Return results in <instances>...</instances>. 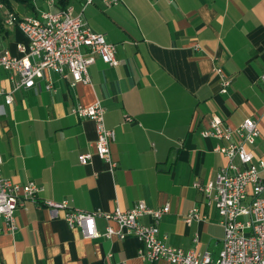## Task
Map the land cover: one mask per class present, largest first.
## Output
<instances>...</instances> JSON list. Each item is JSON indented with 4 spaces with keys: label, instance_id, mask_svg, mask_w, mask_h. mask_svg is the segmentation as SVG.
I'll use <instances>...</instances> for the list:
<instances>
[{
    "label": "crops",
    "instance_id": "0c3cea01",
    "mask_svg": "<svg viewBox=\"0 0 264 264\" xmlns=\"http://www.w3.org/2000/svg\"><path fill=\"white\" fill-rule=\"evenodd\" d=\"M71 4L79 12L83 1ZM83 17L117 43L118 64L97 57L89 66L91 82L76 85L46 70L55 91L41 78L40 86L13 90L11 103L0 98L2 173L43 186L37 201L16 210L14 231L0 219V264H172L142 258L135 236L85 237L62 215L51 217L41 203L48 198L69 199L88 211L127 209L140 200L152 207L169 203L160 220L165 241L217 258L225 229L195 182L215 179L229 162L214 149L227 140L201 130L214 114L231 126L252 116L261 133L249 147L264 157V0H119L112 6L94 0ZM7 29L3 44L19 54L17 42L27 39L17 26ZM217 65L232 79L227 92ZM11 74L0 71L6 90L13 88ZM97 99L106 108V124L116 130L113 169L97 154L87 164L79 160L82 152L96 150L97 130L92 118L73 108ZM193 208L200 218L187 222ZM96 222L100 231L117 225L104 216Z\"/></svg>",
    "mask_w": 264,
    "mask_h": 264
},
{
    "label": "built area",
    "instance_id": "2783aa9c",
    "mask_svg": "<svg viewBox=\"0 0 264 264\" xmlns=\"http://www.w3.org/2000/svg\"><path fill=\"white\" fill-rule=\"evenodd\" d=\"M83 6L76 12L69 5L56 8V0H45L40 4L34 0L37 13H23L6 9L3 20L7 26H17L25 35L27 42H17L19 54L5 47L0 32V71L11 70L12 89L0 86V98L7 103L13 101V90L19 87L40 86L39 79L45 78L44 87L55 91L46 70L57 72L71 85L91 82L89 66L101 57L103 61L116 65L118 45L104 32L94 30L83 17V10L94 0H82ZM112 6L119 0H103ZM4 4L0 2V8ZM220 78L222 92H227L232 79L220 65L215 66ZM264 82V72L261 75ZM106 108L97 99L93 104H77L73 113L94 120L97 130L96 150H88L79 155L83 164L89 163L94 154L108 162L111 169L117 165L111 150L116 139V130L106 124ZM127 115L125 120H133ZM261 130L258 119L247 116L240 125L225 124L214 114L209 125L201 130L205 137L214 136L227 140L217 144L214 149L225 153L229 162L221 168L215 179L207 183L195 182L206 196V203L215 206L220 213V223L224 226L223 247L217 258L209 252H201L197 247L185 249L169 244L160 235V220L170 210V204L152 207L144 200L134 206L122 209L117 206L113 211L83 210L71 206L69 199H45L51 217L63 216L71 228L79 226L85 237L100 235L107 237H137L142 245L139 255L151 261L165 258L172 264H264V157H259L249 147L255 143ZM236 158L239 162H236ZM3 157L0 154V219L4 218L7 228L16 229V210L27 200L37 201L43 186L31 180L18 182L2 173ZM248 195L251 198L247 200ZM40 203V204H41ZM149 215V223L140 217ZM97 216L113 220L117 225L108 224L104 231L97 228ZM244 216V217H242ZM200 218L197 208L185 215L187 222ZM2 228L0 227V232ZM197 239V238H196ZM118 264V263H111ZM125 264V263H123Z\"/></svg>",
    "mask_w": 264,
    "mask_h": 264
},
{
    "label": "trees",
    "instance_id": "16d2710c",
    "mask_svg": "<svg viewBox=\"0 0 264 264\" xmlns=\"http://www.w3.org/2000/svg\"><path fill=\"white\" fill-rule=\"evenodd\" d=\"M0 2L4 4V7L0 8V32L7 33L9 31L3 20V15L6 13V9L17 10L18 12H21L16 6L19 4L29 13H37L34 0H0ZM71 2L72 0H56L55 6L56 8L65 7Z\"/></svg>",
    "mask_w": 264,
    "mask_h": 264
},
{
    "label": "rangeland",
    "instance_id": "374dc122",
    "mask_svg": "<svg viewBox=\"0 0 264 264\" xmlns=\"http://www.w3.org/2000/svg\"><path fill=\"white\" fill-rule=\"evenodd\" d=\"M38 2H39L40 4L43 5V3L45 2V0H38ZM16 6H17V8H18L21 12H23V13H29V12H28L26 9H24L21 5L17 4Z\"/></svg>",
    "mask_w": 264,
    "mask_h": 264
}]
</instances>
